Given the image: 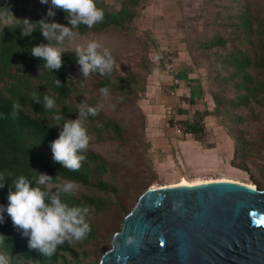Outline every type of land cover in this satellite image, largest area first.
<instances>
[{"label":"trees","instance_id":"trees-1","mask_svg":"<svg viewBox=\"0 0 264 264\" xmlns=\"http://www.w3.org/2000/svg\"><path fill=\"white\" fill-rule=\"evenodd\" d=\"M95 2L104 12L103 22L91 29L80 25L75 38L83 39L78 41L81 46L100 43L111 52L114 64L110 72H95L84 80L72 41L60 46L67 51L62 54L63 67L50 71L44 61L30 55L31 47L47 43L39 26L31 37L20 35V21L48 18L47 5L39 0H0V173H11L0 189V205H7L13 180L21 175L34 180L39 172L52 176L53 184L77 181L78 195L64 199L91 209L86 217L91 228L87 237L66 242L51 257L30 250L28 238L5 212L0 221V255L7 257V264H98L124 217L151 185L154 170L147 153L151 144L145 134L148 121L137 103L148 90V77L165 69L169 52H159V62L154 63L150 52L156 47L155 39L146 33L138 36L135 23L149 0ZM210 4L213 15L206 32L192 31L183 42L192 63L206 68L213 109L197 108L190 120L177 125L184 136L200 142L207 134L205 118L223 116L233 141L231 165L248 174L252 168L264 178V0H210ZM54 22L70 26L60 10ZM57 79L62 86H57ZM104 87L109 89L107 97L99 92ZM33 93L39 104L33 101ZM44 95L54 97L57 107L44 109ZM82 102L99 107V113L85 123L90 145L80 153L85 156L81 168L73 172L53 162L50 143L60 130L53 117L61 114L76 119ZM13 103L21 105L18 115H12ZM168 125L173 127L171 120ZM105 142L115 145L113 157L91 147ZM251 181L264 190V183Z\"/></svg>","mask_w":264,"mask_h":264},{"label":"clouds","instance_id":"clouds-1","mask_svg":"<svg viewBox=\"0 0 264 264\" xmlns=\"http://www.w3.org/2000/svg\"><path fill=\"white\" fill-rule=\"evenodd\" d=\"M39 2L48 6V18L37 22L19 20L23 25L19 28L20 35L31 37L37 32L38 25L39 33L47 43L31 47L30 55L44 61L45 69L58 71L63 67L62 54L67 52L60 46L75 39L78 35L75 30L80 25L91 29L102 23L104 12L97 7L95 0H39ZM57 10L66 14L70 26L54 22ZM73 53L84 80L95 72H99L100 75L110 72L114 64L111 52L96 41L84 46L77 45ZM56 84L62 86L58 79ZM99 92L104 97L110 94L106 87L100 88ZM33 101L39 104L36 93H33ZM43 101V108L46 110L51 111L57 107L54 97L44 95ZM21 110L19 103L12 104V115H18ZM98 113L99 107H91L82 102L79 104L76 119H66L61 114L53 117L55 127L60 129L58 138L50 143L54 163L69 171H79L85 159L80 153L87 152L91 139L85 123L89 116H96ZM60 121H63V124H60ZM37 173L34 180L21 175L12 181L8 190L7 205H0V221H3V214L6 212L13 226L28 238L29 249L36 250L45 257H51L57 248L66 242L73 244L87 237L91 228L86 217L91 209L70 205L64 199L78 195L80 185L77 181L64 180L62 183L53 184L52 176ZM10 177L11 173H0V189L5 187ZM132 242L131 239L128 240L129 244ZM0 264H7V257L0 255Z\"/></svg>","mask_w":264,"mask_h":264},{"label":"water","instance_id":"water-1","mask_svg":"<svg viewBox=\"0 0 264 264\" xmlns=\"http://www.w3.org/2000/svg\"><path fill=\"white\" fill-rule=\"evenodd\" d=\"M98 264H264V190L231 182L149 187Z\"/></svg>","mask_w":264,"mask_h":264},{"label":"rangeland","instance_id":"rangeland-1","mask_svg":"<svg viewBox=\"0 0 264 264\" xmlns=\"http://www.w3.org/2000/svg\"><path fill=\"white\" fill-rule=\"evenodd\" d=\"M212 15L213 6L210 4V0H149L135 23L139 37H144L142 34L146 33L156 41L155 49L150 52V58L154 63L158 64L159 62V52H174L177 55L175 66L179 67L177 72L180 69L189 71L199 80L204 95L195 100V106L200 111H212L213 109L207 71L203 64L197 67L192 63L183 40L185 35L192 31H195L197 35L205 33L206 25L211 23ZM80 40L83 39L75 38L72 40V44L80 45L78 42ZM103 41L107 43L106 40ZM125 51L123 50L121 53H125ZM150 76L148 84L152 80ZM147 92L138 100L137 104L148 121L149 109L154 106L152 98L148 99ZM195 106L186 107L181 118H185V115L188 116V109H191L193 115ZM162 110L163 108L160 107L155 119L160 120V126L163 128L166 126H162L161 121L165 118L167 122L171 120L172 129L167 128V132H165L163 128H160L161 130L151 135L148 121L145 130L147 141L151 143L147 153L154 170L150 187L170 186L182 182L202 184L216 180L245 184L253 188L256 185L251 181L252 179L264 183V178L252 168L248 174L231 165L233 141L227 132L228 126L225 125L226 120L223 116L219 119L212 116L205 118L207 134L203 141L198 142L184 134L176 136L174 126L181 120L177 119L175 122L173 118H170L175 112ZM91 147L107 158L113 157L115 154V145L110 142L93 143ZM262 151L264 154V149Z\"/></svg>","mask_w":264,"mask_h":264},{"label":"crops","instance_id":"crops-1","mask_svg":"<svg viewBox=\"0 0 264 264\" xmlns=\"http://www.w3.org/2000/svg\"><path fill=\"white\" fill-rule=\"evenodd\" d=\"M178 68L179 67H177V69ZM164 74V70H155L150 76L152 80L150 81V84L148 86L147 97L148 99L152 98V105L154 106L152 109H149L150 114L148 117V126L151 128L152 132L151 135H154L155 132L161 130L160 128H163L160 126V120L158 121L157 119H155L160 107L163 108L162 111L171 110L175 112L170 117L173 118L175 122L177 121V119L181 121L190 120L192 118L191 109H188L189 113L187 114V117L185 115V118H181L182 112L185 111L186 107H194L195 100L204 95L202 85L199 83V80L193 76V73L180 69V71L177 73L178 75L176 76L178 78L177 81L179 82L178 85H175L173 79H169ZM161 123L162 126H166V128H163L165 132H167V128L172 129V127H169L166 118L161 121ZM170 134L171 132L169 133V135Z\"/></svg>","mask_w":264,"mask_h":264},{"label":"built area","instance_id":"built-area-1","mask_svg":"<svg viewBox=\"0 0 264 264\" xmlns=\"http://www.w3.org/2000/svg\"><path fill=\"white\" fill-rule=\"evenodd\" d=\"M164 72L166 73V75L169 78L173 79L175 85L178 84V81L176 80V78H177L176 76H177L178 72H177V68L175 66V59H174V56L172 53H169L167 55ZM168 93H171V92H168ZM174 133L176 134V136L183 135L184 134L183 128L179 127L178 125H175L174 126Z\"/></svg>","mask_w":264,"mask_h":264},{"label":"bare ground","instance_id":"bare-ground-1","mask_svg":"<svg viewBox=\"0 0 264 264\" xmlns=\"http://www.w3.org/2000/svg\"><path fill=\"white\" fill-rule=\"evenodd\" d=\"M212 182H231V181L216 180V181H211V182H206V183H212ZM231 183H235V182H231ZM202 184H204V183H202ZM236 184H240V183H236ZM193 185H200V184H188V183L182 182V183L174 184V185H170V186H193ZM240 185H245V184H240ZM245 186L254 189L252 186H248V185H245Z\"/></svg>","mask_w":264,"mask_h":264}]
</instances>
